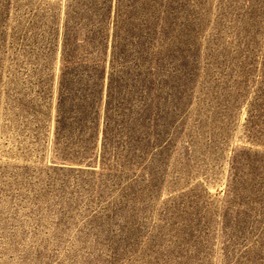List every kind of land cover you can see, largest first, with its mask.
Listing matches in <instances>:
<instances>
[{"label":"rangeland","instance_id":"1","mask_svg":"<svg viewBox=\"0 0 264 264\" xmlns=\"http://www.w3.org/2000/svg\"><path fill=\"white\" fill-rule=\"evenodd\" d=\"M0 264H264V0H0Z\"/></svg>","mask_w":264,"mask_h":264}]
</instances>
